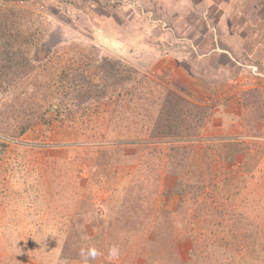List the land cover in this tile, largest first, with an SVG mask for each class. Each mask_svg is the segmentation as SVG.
<instances>
[{
    "label": "rangeland",
    "instance_id": "1",
    "mask_svg": "<svg viewBox=\"0 0 264 264\" xmlns=\"http://www.w3.org/2000/svg\"><path fill=\"white\" fill-rule=\"evenodd\" d=\"M0 12L43 47L0 92L1 112L15 93L31 101L25 132L0 134V264H83L89 247L88 264H264L260 0H0ZM113 59L209 108L194 142L186 113L176 175L166 143L160 159L123 153L151 105L103 92L97 67Z\"/></svg>",
    "mask_w": 264,
    "mask_h": 264
},
{
    "label": "trees",
    "instance_id": "2",
    "mask_svg": "<svg viewBox=\"0 0 264 264\" xmlns=\"http://www.w3.org/2000/svg\"><path fill=\"white\" fill-rule=\"evenodd\" d=\"M13 1L24 2L27 0ZM260 3L264 6V0H260ZM7 18L0 12V39L3 44L2 52L0 51V92L3 88L6 89L12 84L17 85L19 83L24 73L33 67L30 66V52L34 49L43 48L40 42L41 37L33 38L27 35L23 36V41H21V39H18L20 37L19 33L11 35L10 30L7 28ZM97 69L98 79L103 85L102 90L109 98L120 97L123 89H127L128 93L124 98L120 97L119 101H123V99L130 101L133 99L135 101L142 100L143 102L145 100L151 105V109L148 112L142 111L150 119L148 124L144 125L146 128H141L136 137L125 139L127 143L133 146L131 149H122L123 153L129 155L131 152H135L138 155L142 152L141 162L145 161L144 158L146 156L147 158L160 159L158 152L160 153L161 148L158 146L166 143L168 145L165 152L166 174L176 175L178 172L175 168L182 163L186 157L185 152L191 148L184 142L189 140L188 137L184 138V136L192 133L191 127H193L192 119L187 120L186 113L189 112L193 120H196V125H198L193 137H190V141L193 140L194 142L195 138L197 140L200 134V127L203 125L204 120L209 117V108L193 104L176 89L168 85L160 86L159 83H154L145 74L138 76L134 68L122 67L117 59L102 60ZM86 82L92 83V80H86ZM72 87L76 88L78 92H80L79 89L84 92L90 91V87H84L82 82L77 83L76 81L72 83ZM158 89L160 90L158 91ZM62 98L58 99V104H63ZM14 99L17 102L8 105L2 112L0 111V119H2L1 116H4L2 122L0 120V134L5 137L20 136L29 126L26 120V110L31 102L28 95L18 92L15 93ZM122 101L121 103H123ZM157 103L158 107H153ZM9 120L10 122H8ZM125 140L123 141L125 142ZM2 142L3 144L1 145L6 146L5 142ZM131 160L134 161V158ZM153 164L155 163L151 161L146 162L145 165L146 168L152 170ZM180 190L182 195L189 191L187 188Z\"/></svg>",
    "mask_w": 264,
    "mask_h": 264
},
{
    "label": "clouds",
    "instance_id": "3",
    "mask_svg": "<svg viewBox=\"0 0 264 264\" xmlns=\"http://www.w3.org/2000/svg\"><path fill=\"white\" fill-rule=\"evenodd\" d=\"M100 253L95 247H89L87 249H81L80 256L83 260V264H88L89 258L95 259ZM120 256V248L117 245H112L108 249V258L111 260H116Z\"/></svg>",
    "mask_w": 264,
    "mask_h": 264
},
{
    "label": "water",
    "instance_id": "4",
    "mask_svg": "<svg viewBox=\"0 0 264 264\" xmlns=\"http://www.w3.org/2000/svg\"><path fill=\"white\" fill-rule=\"evenodd\" d=\"M52 108H53V109H55V108H56V107H55V105H53V107H52ZM53 109H52V110H53Z\"/></svg>",
    "mask_w": 264,
    "mask_h": 264
},
{
    "label": "crops",
    "instance_id": "5",
    "mask_svg": "<svg viewBox=\"0 0 264 264\" xmlns=\"http://www.w3.org/2000/svg\"><path fill=\"white\" fill-rule=\"evenodd\" d=\"M264 88V87H261V89Z\"/></svg>",
    "mask_w": 264,
    "mask_h": 264
}]
</instances>
